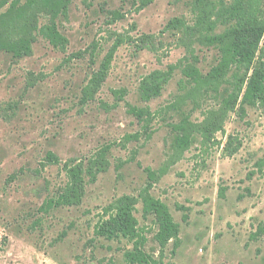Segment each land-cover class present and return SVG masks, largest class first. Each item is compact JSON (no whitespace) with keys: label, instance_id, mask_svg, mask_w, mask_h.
I'll use <instances>...</instances> for the list:
<instances>
[{"label":"rangeland","instance_id":"374dc122","mask_svg":"<svg viewBox=\"0 0 264 264\" xmlns=\"http://www.w3.org/2000/svg\"><path fill=\"white\" fill-rule=\"evenodd\" d=\"M236 1L71 0L66 15L56 19L64 48L35 33L48 21L43 13L23 9L21 17H7L12 32L30 35L33 44L21 59L0 53V264H124L130 242L89 243L102 209L123 195L138 201V232L146 237L151 264H264V235L249 240L264 224V106L246 107L239 117L237 108L223 109L228 76L218 80L216 92L211 86L198 90L183 75L191 66L204 76L219 59L216 47L199 40L202 32L190 29L196 17L205 10L216 21L214 33H222L233 23L227 10ZM242 1L263 17L264 0ZM116 43L107 78L93 94L88 82ZM258 59L264 61V37ZM169 67L161 95L143 103L141 81ZM129 107L153 117L138 122ZM182 119L193 124L186 127L192 143L179 151L172 127ZM212 122L222 130L206 131ZM135 133L138 141L124 142ZM108 144V167L92 178L91 163ZM48 152L58 162H48ZM132 157L141 167L131 162L116 169ZM67 165L84 170L81 204L39 212L65 186ZM144 168L166 173L150 193L180 225L177 248L170 242L160 250L153 218L142 217ZM178 206L187 208L185 223Z\"/></svg>","mask_w":264,"mask_h":264},{"label":"trees","instance_id":"16d2710c","mask_svg":"<svg viewBox=\"0 0 264 264\" xmlns=\"http://www.w3.org/2000/svg\"><path fill=\"white\" fill-rule=\"evenodd\" d=\"M24 1V4H21V0H0V10L7 6L6 11L0 13V53L12 54L16 59L31 54L32 37L21 32L13 33L12 24L7 21L8 16L19 13L23 9H34L43 13L48 21L40 24L37 28L35 27V33L52 47L64 48L67 39L59 31L56 19L66 15L71 0ZM196 1L199 6L204 2V0ZM145 3L143 4L145 5ZM245 6L244 1L238 0L227 10L229 20L233 23H229L222 33H214L216 21L209 20L205 10L199 13L194 26L190 29L202 32L199 40L205 45L216 47L219 52V59L217 64L204 76L194 67L187 66L183 69L184 77L190 79L198 90L203 91H207L211 86L213 91L218 92V80L228 76L224 81L228 91L226 97L222 99L223 109L227 112H234L237 108L239 117L246 116V107L264 106V61L257 60L260 44L264 37V15L263 17L252 15ZM21 16V13L17 15V17ZM118 45L116 43L107 51L98 70L92 74L87 85L91 93L94 94L96 89L105 82ZM172 71L173 68L169 67L166 72L155 71L144 78L139 86L140 100L143 103H148L159 97L163 85L172 75ZM88 98L89 95L84 91L82 102H86ZM120 100L118 99V101ZM127 113L138 122L146 119L151 120L153 117L152 113L147 112L144 108L129 107ZM191 125L193 124L188 119H182L172 127L176 133L174 138L175 149L183 151L191 145L192 137L186 131V127ZM210 127H214L216 132L222 130L219 122H212L205 130L208 131ZM139 139V133L127 134L123 138L125 143ZM228 144L229 141L226 143V148ZM112 148L113 144H108L97 152L96 159L91 163L95 172H91L89 169L92 178L106 170L108 162L105 157ZM46 160L50 163L58 162L57 157L51 152L46 154ZM131 162H136L134 157L122 161L116 166V169H120L122 165ZM136 164L141 167L139 162ZM65 171L67 177L65 186L55 198L44 201L38 209L39 212L47 214L58 207H75L81 204L85 192L84 170L80 166L67 165ZM143 172L146 174V182L139 194L142 217L151 216L153 218L157 228L154 239L160 250L166 248L170 242L177 248L181 242L180 225L174 221L168 206L150 193L155 181L160 180L166 173L160 175L150 168H144ZM137 205L138 201L135 197L123 195L104 207L99 220L94 225L93 238L89 243L96 239L126 240L131 243L132 247L123 253L124 264H151L153 257L144 249L146 237L138 232V220L135 216ZM177 209L186 212L182 215V221L187 222V208L178 206ZM262 235H264V224L258 226L257 231L249 236V240L257 241Z\"/></svg>","mask_w":264,"mask_h":264}]
</instances>
